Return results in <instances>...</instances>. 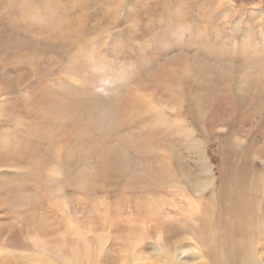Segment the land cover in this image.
<instances>
[{
    "label": "rangeland",
    "instance_id": "374dc122",
    "mask_svg": "<svg viewBox=\"0 0 264 264\" xmlns=\"http://www.w3.org/2000/svg\"><path fill=\"white\" fill-rule=\"evenodd\" d=\"M28 140L0 223L46 201L71 263L209 264L190 231L264 260V0H0V151Z\"/></svg>",
    "mask_w": 264,
    "mask_h": 264
},
{
    "label": "bare ground",
    "instance_id": "6f19581e",
    "mask_svg": "<svg viewBox=\"0 0 264 264\" xmlns=\"http://www.w3.org/2000/svg\"><path fill=\"white\" fill-rule=\"evenodd\" d=\"M44 21V20H43ZM49 22V21H48ZM77 26V25H76ZM56 27V26H55ZM199 30V28H198ZM207 40V39H206ZM208 44V43H207ZM223 50V48H222ZM224 51L220 55H223ZM56 106L62 107V104L59 103ZM48 107L45 112L41 114V116L44 118L46 114L49 111ZM36 130V127L33 128L32 133ZM46 133V130H44V134ZM72 130H69L65 137L63 136L62 139L65 141L66 138H71ZM26 147V150H29L28 155H23L20 152ZM3 151H0V168L6 167L9 169H12L15 171V180H16V187H21L18 189V192L23 190L24 188H27L29 185L28 179H24L22 176H20L18 169H20L25 163L28 161H33L37 155V152L35 150V147L33 146V141L27 142V144L20 147L15 148H1ZM62 149V147H61ZM9 151V155L8 152ZM20 153V155H19ZM39 156V155H38ZM17 157V159L15 158ZM241 169V167H240ZM111 172L115 174H119L122 172V168L120 165L112 164ZM243 172H246L245 170ZM240 176V175H239ZM43 177V176H42ZM41 177V178H42ZM39 178L38 180H40ZM232 180H234L232 178ZM9 183V182H7ZM7 183L3 182V179L0 175V208L3 209V201L5 199H2V195L12 192V188H15V186H6ZM217 192H220L223 195L224 192L222 189H218ZM228 193H231L229 190ZM263 201V200H261ZM260 201V203H261ZM44 209L43 211L39 208V214H44V217L40 219L39 217L35 216H29L26 218L22 217L16 221L10 220L9 222H2L0 223V264H46V262H49L47 258L55 259L59 263L63 264H74L71 263V260H68L67 258H64L61 255V250L66 249L68 256L71 258L73 256L71 254V251H73L75 244L79 243L81 238H77L75 240V243H68L64 239H60L55 243V245L50 246V239L49 238V232H50V225L47 221L48 217L45 215L46 208H47V202L45 201L43 206L41 207ZM261 212L264 214V202L261 206ZM228 210H231V208H227ZM249 209H251L250 204L246 203L245 206H242L239 210L240 214H245ZM28 211V208H26L25 213ZM21 212V211H20ZM231 213H233V210H231ZM11 211L8 210V212L5 211L4 215L10 216ZM2 219V218H0ZM9 219V218H8ZM192 226V227H191ZM195 224L191 221H188L186 224L182 226V229H194ZM239 230V227H238ZM72 233H74L71 228ZM34 232L37 233V235L34 237ZM248 232V231H247ZM191 234H193V240L195 241L193 245H195V248H199L203 251H206V254L209 257V264H238L240 263L241 258L244 257V264H264V260L260 258V256L257 254H254L253 252L257 253V247H252V257L247 256L249 254V248L246 244H243L242 242H237L234 239H230L228 241H221L220 243L215 239V236L207 235L206 238L202 239V243H200L199 238L196 236L195 231H190ZM7 234V235H6ZM17 235L18 238H21L24 244V248L27 250H31V248H34L39 251V263H35L36 257L33 253H30V251L27 252H19L16 249H6V247L10 248L12 247V244L15 242L13 240V235ZM47 235V237H46ZM200 238H203L201 236ZM59 239V238H58ZM66 239V238H65ZM214 242L215 247H212L211 244ZM76 244V245H77ZM133 245L137 246L136 241L133 242ZM132 246V245H131ZM133 247V246H132ZM13 248V247H12ZM177 245L172 250V253L175 256L177 255ZM142 250V247H139L137 249L136 255L140 254ZM185 252V251H184ZM185 254V253H184ZM43 255V256H42ZM183 256V255H182ZM141 256H138L137 258H140ZM72 259V258H71ZM202 264H205V262H202Z\"/></svg>",
    "mask_w": 264,
    "mask_h": 264
}]
</instances>
